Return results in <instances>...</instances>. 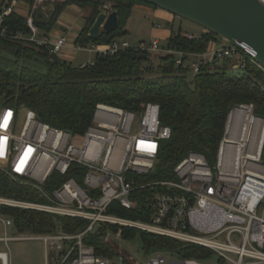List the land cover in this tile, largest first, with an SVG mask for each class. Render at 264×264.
Returning a JSON list of instances; mask_svg holds the SVG:
<instances>
[{"label":"built area","instance_id":"built-area-1","mask_svg":"<svg viewBox=\"0 0 264 264\" xmlns=\"http://www.w3.org/2000/svg\"><path fill=\"white\" fill-rule=\"evenodd\" d=\"M19 1L12 0L0 13V27L12 11L18 12ZM65 1L35 0L25 15L30 34L25 36L18 32L15 38L62 55L69 46L67 37H54L50 32L42 31L35 24L33 14L39 8L44 10L48 3ZM258 1L264 5V0ZM109 8L107 4L105 9ZM0 33L4 35L5 29ZM185 35L189 39L201 38V34ZM227 43L194 53L164 48L159 39L138 45L116 39L104 46L73 44V50L99 54H114L132 46L150 53L165 50L176 55L178 65L190 66L195 74L199 73L202 64H210L212 68L214 58L231 59L238 69H245L249 61L264 69L248 54ZM93 64L94 60H89L80 66ZM254 108L253 103L240 104L229 113L214 166L202 153L190 151L175 167L176 179L137 185L135 178L129 179V174L152 171L162 141L172 135L171 128L160 122L159 104L149 102L137 114L100 103L94 124L84 135L78 136L39 121L33 110H26L23 128L17 135L14 127L19 112L12 106H4L0 111L1 170L10 176L32 181L40 189L53 172L65 175L74 163L85 167L86 172L82 182L70 177L52 194L42 190L48 203L0 196V204L83 218L88 225L76 234L60 231L10 236L5 231L0 241H41L52 264H126L123 256H99L93 246L83 242L84 236L101 224H111L119 229L116 232L108 230L103 237L104 243L120 245L119 242L124 241L123 227H129L212 249L222 264H264V212L260 211L264 210V165L260 164L264 118L256 115ZM143 188L152 192L147 200L152 211L151 221L108 213L113 202H119L126 209L137 207L138 199L133 197V192ZM2 221L5 227L12 226L10 218ZM2 253L0 264H4ZM165 253L170 252L152 253L139 264H205L180 258L169 262Z\"/></svg>","mask_w":264,"mask_h":264},{"label":"trees","instance_id":"trees-1","mask_svg":"<svg viewBox=\"0 0 264 264\" xmlns=\"http://www.w3.org/2000/svg\"><path fill=\"white\" fill-rule=\"evenodd\" d=\"M33 6L35 0H23ZM113 1L105 9L108 0H67L56 2L55 10L34 11L35 24L44 32H50L62 11L69 5L90 7L91 14L75 40L77 46L109 45L128 33L126 26L135 5L157 6L141 0ZM12 0H3L0 13L10 6ZM117 10L119 26L107 33L102 31L98 38L89 35L96 17L102 11ZM0 98L5 106L18 112L22 109L35 111L39 121L52 127L66 130L73 136L84 135L94 124V115L100 103L141 113L149 102L160 105V122L169 126L172 135L163 140L156 165L146 174L131 172L141 185L153 181L176 179L177 164L194 151L202 153L210 164L217 158L220 142L224 136L229 113L240 104L253 103L256 115L264 118V69L249 61L245 69L234 67L231 59L214 58L210 64H202L199 73L190 66L178 65L175 54L158 57L151 61V53L132 46L114 54L95 53L94 64L81 67L51 53L45 47L15 38L18 32L25 36L31 30L27 17L12 11L0 27ZM219 37L205 31L200 39H189L182 29H172L164 48L200 53L218 44ZM48 61L46 72L35 70L30 61ZM29 62V63H27ZM191 69V70H190ZM262 161L264 164V147ZM86 168L74 163L67 174L53 172L49 181L40 189L32 181L13 177L0 171V196L29 202L48 203L43 191L51 193L68 178L82 182ZM151 189L133 192L138 199L137 207L126 209L113 202L108 213L121 217L151 221V207L147 200ZM1 214L12 220V228L19 234H42L66 232L76 234L83 231L88 221L83 218L61 216L44 211L0 204ZM117 225L101 224L84 236V244L93 246L99 256L118 258L121 255L116 242L104 243L108 230L116 232ZM140 238L145 254L158 251L170 252L180 259L207 261L216 256L209 248L186 244L177 239L161 236L135 228L123 227L122 238L132 241ZM64 253V252H63ZM62 254V252H61ZM126 264H133L124 257ZM52 264V261L51 263ZM136 264H139L136 263Z\"/></svg>","mask_w":264,"mask_h":264},{"label":"water","instance_id":"water-1","mask_svg":"<svg viewBox=\"0 0 264 264\" xmlns=\"http://www.w3.org/2000/svg\"><path fill=\"white\" fill-rule=\"evenodd\" d=\"M192 21L237 47L264 66V5L258 0H141ZM55 10L48 3L43 11ZM119 26L117 10L102 11L89 35L98 38Z\"/></svg>","mask_w":264,"mask_h":264},{"label":"rangeland","instance_id":"rangeland-1","mask_svg":"<svg viewBox=\"0 0 264 264\" xmlns=\"http://www.w3.org/2000/svg\"><path fill=\"white\" fill-rule=\"evenodd\" d=\"M3 2V0H0V5ZM113 1L107 2L108 5H112ZM139 5H144V4H139ZM147 6V5H145ZM149 7V6H147ZM151 9H160L161 8H154L151 7ZM163 10V9H162ZM68 8L66 7L61 15L62 17H65V14L68 13ZM166 11V10H163ZM167 13H170L166 11ZM26 12H24L25 14ZM159 21L163 25H165L168 29L172 31V29H182L183 32L185 33H193V34H201L205 31H207L205 28L202 26L189 21L187 19L178 17L173 15V20L171 22H168V20L165 19H159L156 16L152 14H148L145 11H142L140 8H135L129 18V25L128 28L130 30L129 33L124 35L123 37L119 38L120 40H127L129 41L132 45L138 44L139 38L143 39L146 42L153 41V30L155 24H157ZM60 25L57 22L54 26V28L50 31L51 35L54 36L52 33L59 28ZM227 42L219 38L218 45L226 44ZM162 45L165 43L161 42ZM229 44V43H227ZM69 54V53H68ZM71 54V53H70ZM69 54V55H70ZM168 54L165 50L160 51V52H153L151 53V61L154 63L158 62V57L159 56H164ZM74 55L73 59H70L68 56V61H71L74 65L78 66L81 63L89 61V59H93L95 57V53H90L87 51H77L76 53L72 54ZM63 58L64 55H61ZM65 58H67L65 56ZM64 58V59H65ZM196 60L197 59H193ZM29 63V62H27ZM30 66H32L33 69L41 71V72H46L47 69L49 68V63L48 61H42V62H36V61H30ZM191 70V69H190ZM190 75L193 74V71L189 72ZM5 106L2 98H0V111L1 109ZM26 110L22 109L19 112L18 119L16 122V125L14 127V133L19 135L21 133V130L23 128L24 122H25V117H26ZM39 120V119H38ZM214 164H210L211 166H214ZM261 165L263 164V161H260ZM1 171V169H0ZM52 194V192L50 193ZM260 211L264 212V210L260 209ZM0 218L1 219H7L8 216H5L1 214L0 212ZM0 219V234L3 233L5 230L10 236H16L19 233L15 232L11 226L4 227L2 220ZM235 242L240 243V241L234 239ZM119 250L121 252V255L123 257H126L128 259H132L131 262L133 264L138 263L139 261H146L147 259L150 258V254H145L142 250L141 246V241L139 237H136L132 241H120L119 242ZM0 251H4L8 255V264H48L47 260V253L45 250V246L41 241L38 240H20V239H14L9 242H4L0 243ZM167 256L169 262L171 260L177 259L178 257L171 254V253H165ZM1 263V262H0ZM205 264H222L219 262L218 257L215 256L207 261H204Z\"/></svg>","mask_w":264,"mask_h":264},{"label":"crops","instance_id":"crops-1","mask_svg":"<svg viewBox=\"0 0 264 264\" xmlns=\"http://www.w3.org/2000/svg\"><path fill=\"white\" fill-rule=\"evenodd\" d=\"M29 7H30V5L27 2L20 0L16 6V9L20 14L26 15L29 11ZM137 7L140 8L142 11H145L148 14H152V15L156 16L160 20L165 19V20H168V22H171L173 20V14L167 13L166 11H163L162 9L161 10L160 9L153 10V9H151V7H147L145 5H139V4L135 5L134 9ZM67 8L69 11H68V13L65 14V17H62L63 15H60V17L57 21L59 23L60 27L57 28V30H55L52 34L54 35V37H59V36H66L67 37V39L69 41V46L67 47V49L64 51V53L62 55H64L63 58H65V56L67 57L65 59H68V56L70 59H73L74 55H72V54L76 53L73 50V44H75V40L78 37L81 30L83 29V27L86 23V18L91 14L92 10L90 7L83 8V7H80L76 4L69 5V6H67ZM24 12H26V13L24 14ZM128 22H129V20H128ZM128 25H129V23H127L126 29L129 33L130 30L128 28ZM154 27L155 28L153 30V35H154L153 39H159L162 43L163 42L166 43L168 38L171 36L172 31L170 29H168L165 25H163L161 23V21H159L157 24H155ZM143 41H144L143 39L139 38L138 44L140 42H143ZM138 44H135V45H138ZM68 53L69 54L71 53V54L69 55ZM91 60H93V59H91ZM2 223L5 227V224L3 221H2ZM5 229H6V227H5ZM5 231L0 234V237L5 233ZM0 243H4V242L0 241ZM0 252H4V251H0ZM47 260H48V264H50L48 256H47Z\"/></svg>","mask_w":264,"mask_h":264},{"label":"bare ground","instance_id":"bare-ground-1","mask_svg":"<svg viewBox=\"0 0 264 264\" xmlns=\"http://www.w3.org/2000/svg\"><path fill=\"white\" fill-rule=\"evenodd\" d=\"M4 257V264H8V255L6 252L1 254ZM188 264H195V263H188Z\"/></svg>","mask_w":264,"mask_h":264}]
</instances>
